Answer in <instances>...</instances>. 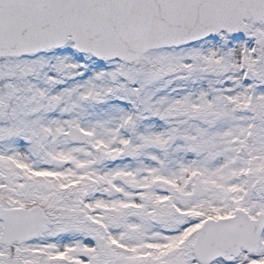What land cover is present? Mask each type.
Here are the masks:
<instances>
[{
	"label": "snow or ice",
	"instance_id": "6c2138e0",
	"mask_svg": "<svg viewBox=\"0 0 264 264\" xmlns=\"http://www.w3.org/2000/svg\"><path fill=\"white\" fill-rule=\"evenodd\" d=\"M0 264H264V0H0Z\"/></svg>",
	"mask_w": 264,
	"mask_h": 264
}]
</instances>
